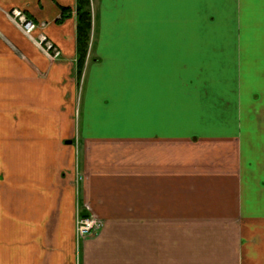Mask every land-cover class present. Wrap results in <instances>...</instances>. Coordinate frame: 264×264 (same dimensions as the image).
Returning a JSON list of instances; mask_svg holds the SVG:
<instances>
[{"label": "crops", "instance_id": "0c3cea01", "mask_svg": "<svg viewBox=\"0 0 264 264\" xmlns=\"http://www.w3.org/2000/svg\"><path fill=\"white\" fill-rule=\"evenodd\" d=\"M76 8L0 0V264H264V0H93L82 74Z\"/></svg>", "mask_w": 264, "mask_h": 264}, {"label": "trees", "instance_id": "16d2710c", "mask_svg": "<svg viewBox=\"0 0 264 264\" xmlns=\"http://www.w3.org/2000/svg\"><path fill=\"white\" fill-rule=\"evenodd\" d=\"M92 2L93 0H77V53H78V70L79 73H83L85 70L93 29V14H92ZM67 8H62L63 16L68 14Z\"/></svg>", "mask_w": 264, "mask_h": 264}, {"label": "built area", "instance_id": "2783aa9c", "mask_svg": "<svg viewBox=\"0 0 264 264\" xmlns=\"http://www.w3.org/2000/svg\"><path fill=\"white\" fill-rule=\"evenodd\" d=\"M14 18L19 21L22 26V29L25 33L31 34L36 28V24L27 18L22 12L15 11ZM46 39L43 38V41ZM46 49L48 51L53 50V46L51 44H47ZM55 57H58V53L54 54ZM97 228V223L94 219L83 216L80 212L77 213L76 218V235L78 238L87 237L95 232Z\"/></svg>", "mask_w": 264, "mask_h": 264}, {"label": "rangeland", "instance_id": "374dc122", "mask_svg": "<svg viewBox=\"0 0 264 264\" xmlns=\"http://www.w3.org/2000/svg\"><path fill=\"white\" fill-rule=\"evenodd\" d=\"M92 41V40H91ZM82 80V79H81ZM82 82V81H81Z\"/></svg>", "mask_w": 264, "mask_h": 264}]
</instances>
